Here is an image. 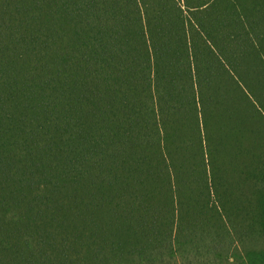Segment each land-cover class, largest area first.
<instances>
[{
  "label": "trees",
  "instance_id": "obj_1",
  "mask_svg": "<svg viewBox=\"0 0 264 264\" xmlns=\"http://www.w3.org/2000/svg\"><path fill=\"white\" fill-rule=\"evenodd\" d=\"M0 264H264V0H0Z\"/></svg>",
  "mask_w": 264,
  "mask_h": 264
}]
</instances>
